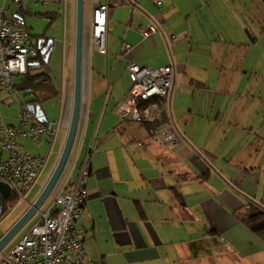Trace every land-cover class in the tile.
Returning a JSON list of instances; mask_svg holds the SVG:
<instances>
[{"label":"crops","instance_id":"crops-1","mask_svg":"<svg viewBox=\"0 0 264 264\" xmlns=\"http://www.w3.org/2000/svg\"><path fill=\"white\" fill-rule=\"evenodd\" d=\"M115 1L108 20L109 55L104 56L88 49L93 11L86 0L81 124L58 185L74 182L82 160L91 155L88 209L76 221L88 260L264 264V242L238 217L249 204L264 208V0ZM31 12L27 7L26 16ZM72 20L71 75L55 85L53 94L42 93L63 103L58 118L44 110L48 122L58 124V137L52 146H25L46 158L44 170L50 157L55 169L71 120L76 0ZM150 23L160 30L146 38L139 29ZM49 38L52 58L57 41ZM124 43L130 49L119 59ZM129 61L174 68L170 107L161 119L144 110V123L138 124L120 113L133 86ZM159 120L163 126L175 124L181 138L176 146L157 137ZM57 194L30 220L36 217L34 226Z\"/></svg>","mask_w":264,"mask_h":264},{"label":"built area","instance_id":"built-area-1","mask_svg":"<svg viewBox=\"0 0 264 264\" xmlns=\"http://www.w3.org/2000/svg\"><path fill=\"white\" fill-rule=\"evenodd\" d=\"M152 1L157 3L159 0ZM28 2L0 0V102L3 103L19 93L16 79L27 73L30 61L39 55L27 24ZM56 2L63 3L64 0ZM43 4L49 5V2L44 1ZM113 4H116L115 0H90L93 16L88 49L91 54L109 55L108 20ZM159 30L155 23L139 29L146 38ZM129 49V45L124 43L118 58L123 59ZM128 68L133 77V86L119 107L120 113L142 124L144 115L141 109L148 105L147 112L161 119L162 112H168L170 107L175 86L174 68L164 66L150 69L131 61ZM14 122L7 123L0 107V181L11 187L13 200L20 202L25 200L27 192L37 182L46 165L43 155L33 154L25 146L29 143L39 147L52 146L58 137V124L43 122L26 102H23L20 116ZM156 135L171 148L181 139L173 122L158 128ZM79 168L74 182L70 184L67 181L63 188L57 186L55 192L58 194L50 208L41 213L36 225L7 254L1 255L0 264H109L106 259L88 260L76 226V221L88 209L90 154L85 156ZM6 212L4 210L0 214V224L8 215Z\"/></svg>","mask_w":264,"mask_h":264},{"label":"rangeland","instance_id":"rangeland-1","mask_svg":"<svg viewBox=\"0 0 264 264\" xmlns=\"http://www.w3.org/2000/svg\"><path fill=\"white\" fill-rule=\"evenodd\" d=\"M38 0H29L28 8L32 10V12L26 16L28 27L30 28V32L32 35V40L35 44L43 38L44 36L55 37L56 38V52L53 54L50 63L45 64L42 68V71H49L50 76L54 80V85L60 86L62 79L65 75H71V63H72V55H71V44H70V36H71V23L75 14V0H64L63 3H58L56 0H40V2L47 1L50 5L45 6L43 4L35 5ZM55 12L59 14V18H54L52 13ZM51 14V15H49ZM87 18L90 17L89 8H86ZM72 40V38H71ZM46 60V59H45ZM45 62V61H44ZM41 71V69H40ZM20 81L21 78L18 77L16 79ZM56 83V84H55ZM41 103L43 104V109L50 114L52 112L57 113L56 117H59V113L62 112L63 103H61L60 97L47 98L40 94ZM30 100V97L23 96L21 93H17L13 98H10L6 101V103L0 102V107L3 115L6 117L7 123H13L15 118L20 116V110L23 102L26 100ZM13 102L12 105L10 102ZM11 105V107H9ZM148 106V105H147ZM142 107L141 112L143 110H149L148 107ZM150 116L151 113L149 112ZM13 116V117H11ZM27 145V144H26ZM34 145V146H33ZM29 144L28 148L37 147L35 144ZM30 150V149H28ZM0 148V155H1ZM32 153L34 152L33 150ZM6 157L7 154H4ZM55 166V160L53 158H49L46 169L42 171L41 177L39 181L34 186L26 196L24 201L12 200V202L7 201L6 209L8 215L3 219L0 224V240L9 232L12 228L14 222L24 213L30 206V204L34 203L36 198L39 196L40 191H42L45 183L50 178L52 171ZM55 191L47 200L44 208L48 206L51 200L54 198ZM36 221V217L30 221L18 234L14 237L9 244L2 251V255L5 252H8L11 247L16 245L19 242L20 238L31 230ZM14 227V226H13ZM1 258V257H0Z\"/></svg>","mask_w":264,"mask_h":264},{"label":"water","instance_id":"water-1","mask_svg":"<svg viewBox=\"0 0 264 264\" xmlns=\"http://www.w3.org/2000/svg\"><path fill=\"white\" fill-rule=\"evenodd\" d=\"M85 37H86V0H76V25H75V57H74V92H73V108L69 130L60 158L53 170L49 180L43 187L40 195L31 204L29 210L16 222L9 232L0 240V253L5 249L9 242L18 234V232L34 217L41 209L49 197L53 194L59 185L65 170L67 169L76 145L79 127L81 124L84 87H85ZM39 50L44 55L49 49L45 64L49 63L54 48L50 45L43 48L42 43L39 44ZM29 109L34 111L43 122H48L47 115L40 104L29 103ZM12 198L11 187L0 181V214L4 211V203Z\"/></svg>","mask_w":264,"mask_h":264},{"label":"trees","instance_id":"trees-1","mask_svg":"<svg viewBox=\"0 0 264 264\" xmlns=\"http://www.w3.org/2000/svg\"><path fill=\"white\" fill-rule=\"evenodd\" d=\"M44 61L45 57L40 55L32 59L29 63L27 73L20 77V81L16 82L18 92L23 94V96L31 98L25 101L27 104H39L41 103V93L53 94L55 91L53 78L49 73L42 71V68L45 66ZM162 124H164V122L162 123L159 120L158 125H155V127L158 126L156 130L163 126ZM10 200L13 199L11 198ZM6 202L7 201L4 203L5 211H7ZM238 217L246 228L264 242V208L255 204H249L245 211L240 212Z\"/></svg>","mask_w":264,"mask_h":264},{"label":"flooded vegetation","instance_id":"flooded-vegetation-1","mask_svg":"<svg viewBox=\"0 0 264 264\" xmlns=\"http://www.w3.org/2000/svg\"><path fill=\"white\" fill-rule=\"evenodd\" d=\"M40 43H42L43 48H45V47L48 46V45H50L51 48H54V42H53V40L50 39L49 37H47V35L44 36L43 38H41V39L37 42V44H36L37 47H39V44H40ZM38 49H39V48H38ZM48 53H49V49L46 51V53H45L44 55L42 54V50H39V55L45 57V59H46ZM39 55H38V56H39Z\"/></svg>","mask_w":264,"mask_h":264},{"label":"bare ground","instance_id":"bare-ground-1","mask_svg":"<svg viewBox=\"0 0 264 264\" xmlns=\"http://www.w3.org/2000/svg\"><path fill=\"white\" fill-rule=\"evenodd\" d=\"M164 113H167V112H162V117L164 116V115H163Z\"/></svg>","mask_w":264,"mask_h":264}]
</instances>
